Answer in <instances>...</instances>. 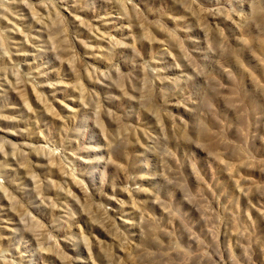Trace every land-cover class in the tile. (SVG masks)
<instances>
[{"label":"rangeland","instance_id":"obj_1","mask_svg":"<svg viewBox=\"0 0 264 264\" xmlns=\"http://www.w3.org/2000/svg\"><path fill=\"white\" fill-rule=\"evenodd\" d=\"M0 264H264V0H0Z\"/></svg>","mask_w":264,"mask_h":264}]
</instances>
